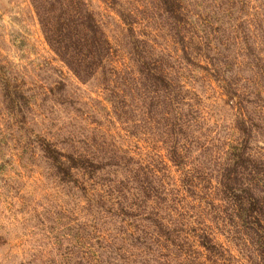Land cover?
<instances>
[{"label": "rangeland", "instance_id": "obj_1", "mask_svg": "<svg viewBox=\"0 0 264 264\" xmlns=\"http://www.w3.org/2000/svg\"><path fill=\"white\" fill-rule=\"evenodd\" d=\"M84 1L113 44L109 65L119 67L120 77L100 73L82 82L47 43L33 0H0V264H139L118 246L121 236L141 230L135 227L141 218L115 214L113 204L121 198L117 190L110 195L106 182L65 179L48 150L51 144L83 152L108 142L106 148L166 164L179 178L160 133L155 143L150 131L133 132L143 109L132 110L136 102L124 82L126 72L137 74L131 25L148 50L170 60L173 74L196 94L190 98L207 106L211 126L218 117L213 112L223 114L218 83L184 62L159 0ZM184 1L194 22H221L230 56L254 55L264 45V0ZM119 97L128 98V112L115 107ZM218 239L236 264H257L254 253Z\"/></svg>", "mask_w": 264, "mask_h": 264}, {"label": "trees", "instance_id": "obj_2", "mask_svg": "<svg viewBox=\"0 0 264 264\" xmlns=\"http://www.w3.org/2000/svg\"><path fill=\"white\" fill-rule=\"evenodd\" d=\"M159 2L184 62L218 83L224 103L223 114L213 112L218 117L211 126L207 106L190 98L196 94L173 74L170 60L148 50L149 42L130 26L137 74L126 72L124 82L136 102L132 110L143 109V125L135 120L133 132L150 131L155 143L160 133L179 178L166 164L106 148L108 142L83 152L48 144L49 156L65 179L106 182L112 196L117 190L115 214L141 218L135 225L141 230L121 236L118 246L139 257V264H236L218 235L264 264V45L254 55L230 56L221 22H194L184 0ZM33 3L47 43L79 80L100 73L120 77L119 67L109 65L113 44L84 0ZM127 99L117 101L121 113L128 112ZM137 246L140 253L147 249L144 256L135 253Z\"/></svg>", "mask_w": 264, "mask_h": 264}]
</instances>
